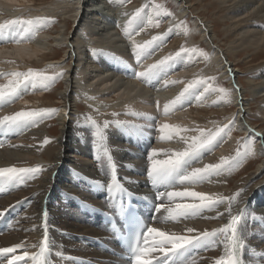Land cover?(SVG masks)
Wrapping results in <instances>:
<instances>
[{
    "label": "bare ground",
    "instance_id": "bare-ground-1",
    "mask_svg": "<svg viewBox=\"0 0 264 264\" xmlns=\"http://www.w3.org/2000/svg\"><path fill=\"white\" fill-rule=\"evenodd\" d=\"M36 1L38 0H0V17L3 20H35L37 18L45 20L44 23L35 26L28 33L36 41H40L32 46L28 44L29 40L25 43L19 40L21 26H16L15 35L8 30H6L8 31L7 35H0V37L9 40L6 43H13L10 49H4V47L0 49V78L5 80L8 75L19 68H24L25 71L28 68V71L41 67L48 61L50 64L56 62L59 53L52 51L51 48L55 46L59 50L63 47L64 59L60 63L57 62L59 64L56 65V68L62 66L67 68L64 79L65 89L58 94L59 99H55L62 103V110L66 112H64L65 115L60 114L61 116L57 118L59 128L56 134H53L51 128L43 125L45 120L56 116L54 112L44 119H37L35 123L26 128L9 129L6 124L0 125V168L38 167L40 169L35 176H18L13 180L0 177V213H3L0 215V248L20 245L14 255L29 253L26 261L18 262V264H33L32 258L40 256L42 243H45L42 256L44 264H55L53 262L55 258L59 264H126L115 256L117 248L112 235L107 232L109 224L106 220L107 215L117 212V208L124 203L126 197L137 207L147 223V228L154 227L169 235L197 236L231 225L234 219L238 218L237 227L242 236L241 220L246 215L248 220V212L252 207L261 214V219L264 217V177L245 194H241L237 187L229 190L232 183L225 182L230 174H235L233 173L235 169L230 170V173L206 176L204 180L200 181L203 183L202 185L198 184L200 182L185 181L181 183L177 179L186 166L185 171L190 172L193 168H203L210 162L226 156L237 141L234 132L245 135L243 139L245 151L242 149L244 152L240 154L241 150L235 156L239 163L252 151L262 157V162L242 181V185L257 178L264 171V134L253 128L249 122L247 112L250 111V108L246 109L247 106L244 104L246 100L243 99L244 97L242 98L243 91L236 82L239 70L233 67L231 61V58L237 57L241 51L246 54L250 53L252 56L254 54L256 58L264 57L263 0H177L179 4H182V9L178 10L181 14L190 13L189 11L194 12L195 17L191 16L194 29V31L192 29V33L201 35V40L210 51L209 67L212 73L214 70H219L228 87L224 89L226 93L216 87H208L207 95L202 89L189 90L175 105L172 102L185 89L180 87V84L185 87L189 85L193 87V84L188 81L191 77L197 74V79L204 81L208 73L202 74V71L199 73V70L184 69L180 60L168 62L167 67L153 79L163 86L162 96L154 94L150 86L142 82L143 79L135 77L136 72L146 71L150 65L157 64L158 52L163 50L164 33L151 35L153 32L148 34L150 32L148 28L151 23L155 21L161 23L165 18L158 9L152 7L149 0H137L142 3L140 7L143 6V18L140 15L137 21L135 18L133 19L132 15L137 12L136 6L130 5L122 15L125 18H122L125 20L121 21L122 23H119V19L115 17L124 11L121 12L118 9V14L109 19L104 13H99L96 6L118 1L119 4L115 3V5L124 7L132 0H54L46 5L36 4ZM204 6L208 7V10L204 11L205 15L209 9L219 13L215 14L219 20L214 19V25L203 20L204 15L199 11ZM4 15L7 17L4 18ZM56 17L61 19L60 30L56 31L55 36H51L48 33L50 19L54 18L56 21ZM126 20H131L132 23L129 25V21L127 23ZM0 23L6 24L7 22L0 21ZM71 23L76 27L80 26V28L73 35L74 40L67 42L68 25ZM226 23L229 24L225 37L228 51L215 44L217 40L213 35L215 27ZM126 26H128L127 32L125 31ZM137 31L143 32V35L137 34ZM153 37L162 39L156 40L146 48L144 54L137 60L134 46L139 48L152 41ZM223 46H225L224 43ZM185 54L191 57L197 56L194 53L185 52ZM115 56H122L127 60L130 72L115 61ZM201 58L199 56V59ZM66 60L72 61L73 64L68 65ZM262 62L260 65L263 66L264 60ZM249 63L247 62V64ZM104 65L108 66L110 71ZM258 68H260L259 65L257 68L248 67L249 70ZM91 69L94 71H89ZM260 74L264 78V66L260 68ZM170 81L176 82L169 85ZM185 81L187 85L184 84ZM130 84L132 87L124 89L125 86H131ZM261 86L264 87V83L256 87L260 89ZM52 87V83L47 87H42L39 84L33 86L31 83L21 84L15 97L0 101V119L20 111L53 109L55 104H52L51 101L45 102L49 104V107L43 106L45 105L44 99L51 100L53 98L47 96ZM250 87V89H257L254 86ZM172 89L176 90V93H171ZM229 91L233 92L230 99L228 98ZM255 91L252 94L253 98L260 94V97L264 98V89L256 91L257 93ZM167 94L170 95V98L164 99L167 98L164 97ZM33 95L36 97L31 100ZM20 98L24 102L35 101L36 103L33 102L34 105L32 104L31 107L23 106L24 109L21 110L18 109L20 105L14 109L13 104ZM82 102L85 107L87 105L86 112H82L84 110L80 105ZM229 104H234L235 113L226 116L223 121L219 120L218 123L212 122L214 121L212 117L204 118L205 116L202 114L206 113L196 111L195 117H193V110H191L189 112L191 116L187 118L188 111H182L185 106H192L208 112L206 110L228 108ZM165 105L169 106L167 112ZM54 110L57 111V109ZM149 110L154 114L153 118L147 114ZM111 112H117L118 119L128 120L126 123L132 125H114ZM257 112L264 117V105H261ZM78 113H82L81 117H77ZM98 113H102L99 118L97 117ZM89 120L90 134L94 145L97 147L95 137L97 127L104 129L103 145L108 147L113 155L120 156L117 164L123 169L128 170L124 162V158L127 156L123 155H132L147 160L146 164L136 168V178L131 176V180H127L126 176L124 181H120L119 176L116 175V182H121L122 186L119 192H101L98 196L86 193L93 191L97 183L107 186L112 182L113 174L98 173L93 178H89L88 174L92 173L93 169L87 163V152L83 146L88 139L86 123ZM185 121L215 129L224 128L227 122H230L231 126L220 134V143L213 144L211 150L205 149L206 154L202 163L187 162L182 170L178 169L173 172L166 181L152 184L147 176L150 164L149 154L153 153L155 160H164L178 152V147L172 145L169 146V151L166 150L168 143L164 137L169 130L161 131V129L165 124L169 125V129H173ZM106 122L109 126L105 129ZM109 127H112V132L107 130ZM118 135L126 142H141L144 145L138 147L127 145ZM162 139L164 140L162 141ZM45 140L48 142L45 143ZM169 140L173 143L171 138ZM163 144L164 146H162ZM68 149L71 150L69 155H73L78 160L69 161L67 165L61 164L60 155L67 156ZM212 150H216L217 153L212 154ZM108 162L110 163L109 159ZM111 164H113L112 158ZM249 165L251 164L249 163ZM217 182L223 187H215ZM73 188L77 191H73ZM80 189L85 192L79 191ZM196 190L213 199L226 197L227 202L223 209L215 208L213 204L211 206L212 213L203 214L200 211L195 216L173 218L167 211L168 208H174L177 203H198L199 200L191 197H173L169 200L167 192ZM211 190H213L212 193ZM161 192L165 195L157 199ZM58 204L65 208L62 214L58 213ZM145 204H148L149 207ZM157 205L165 207L157 212ZM188 229L193 231L188 232ZM230 235V229L225 235L218 233L210 240L206 248L200 244L190 245L171 257H164L158 250H155L150 252L147 258L152 263H156L158 259V264H215V261L221 256L226 257ZM253 238L257 240L251 245L249 254L242 253L244 262L249 260L251 264L258 258L257 251L253 250L256 243L264 254V226L254 233ZM56 241L59 243L58 253L53 249ZM152 243L153 237L144 235L143 248H150ZM214 249L215 254H210ZM11 258L12 254L0 255V264H8V260Z\"/></svg>",
    "mask_w": 264,
    "mask_h": 264
},
{
    "label": "rangeland",
    "instance_id": "rangeland-1",
    "mask_svg": "<svg viewBox=\"0 0 264 264\" xmlns=\"http://www.w3.org/2000/svg\"><path fill=\"white\" fill-rule=\"evenodd\" d=\"M52 1H54V0H38V1H36V4L46 5ZM149 1L151 2L152 7H154V9H156V10L158 9V11L161 14H163V17L165 18L164 21L161 23H158L157 21L151 23L150 27L148 28V31H150V32H148V34H151L153 32L151 35H153V34L156 35V34L162 32L165 35L164 39H163L164 43L162 45L163 50L158 52V62L160 60L164 59L165 57L171 56V57H173V59L171 61L180 60L184 69H192L193 71L199 70V73H200V71H202L201 72L202 74L208 73V76L206 77V79L204 81H202V83H199L200 80L197 79V76H198L197 74H195L193 77H191L188 81L193 84V87L189 88V90L202 89L203 92L205 93V95H207L208 94V91H207L208 87H210V88L216 87L218 90L227 88L228 87L227 82L225 80H223L224 78L221 76L220 71L214 70V72H215V74H214V72L212 73V71L209 67V65H210V63H209L210 51H209L207 45L201 40V38H200L201 35L192 33L194 31V29L192 26V20H191L192 17L191 16L195 17V15L193 14L194 12L189 11L190 13L181 14L179 11L182 9V6H181L182 4H179V2L177 0H149ZM115 3L119 4L118 1L107 2L105 4H98L96 6V9L99 13H104L106 15V17H108L109 19H112L115 14H118L117 13L118 9L121 10V12L124 11V12L116 15V17H115L116 19H119V23H120L121 21H123V22L125 21V20H123L125 18L122 17V15L128 10V7L130 5H132V6H136V11L140 10L139 16H135L136 21L138 20L137 18L140 17V15H142V18H143V15H144V13L142 12L143 6L140 7L142 5V3H139L137 0H132L130 4H126V6H124V7H121L119 5L120 8L117 5H115ZM157 5L159 7H157ZM106 7H108V9H106ZM207 8L208 7L204 6L199 12L204 15V16L202 15L204 21L208 22L210 25H214L215 20H219V18H217V16H216L219 13H215L212 11V9H209V12H207L208 14L206 13V15H205L204 11L208 10ZM124 9H126V10H124ZM108 10H110V11H108ZM135 14L136 13H134L132 15V17H134ZM105 15H103V16L105 17ZM6 17H7V15H4V18H6ZM120 19H122V20H120ZM50 20H51V24L49 26L50 28L48 30V33L51 36H55L56 31L60 30L59 24L61 23V19H60V17H56V19H55L56 21H54V18L50 19ZM0 21L1 22H5V21L8 22V21H10V19L3 20V18L0 17ZM128 21L129 20H126L127 23H128ZM126 22H125V25L127 24ZM117 23H118V21H117ZM123 25H124V23H123ZM228 25H229L228 23H226L225 25L221 24L218 27H215L214 32H213V35L217 40V41H215V44L222 47L223 49H226L227 51H228V43L225 42V37H226V28H228ZM102 26H104V25L102 24ZM68 27H69V30L67 31V34H68L67 42L69 40L70 41L74 40L73 35L77 32V30L80 28V26L76 27V26H74V24L71 23L68 25ZM192 29H193V31H192ZM119 30H121V29H119ZM137 34L143 35V32L137 31ZM19 40H22L23 43H25V42H27V40H29L28 42H30V43H28V44L30 46H32L35 43L40 42V41L39 42L36 41L35 38H32L28 33L24 36H21L19 34ZM6 41H9V40L5 39L4 37H0V49H2V47H4V49H10V47H12L13 43L12 42L6 43ZM223 43L225 46H223ZM52 45H54V43ZM51 50L55 51L57 54L59 53L57 55V59H56L58 61L52 62L51 64H50V61H48V62L44 63L41 67H37L36 69H32V70H35L37 72H41L45 75H55L56 73H60V72L63 73L62 76H58L53 81L54 83L52 82L53 87L51 89V92L47 96L53 97V98L51 100L44 99L45 105H43V106L47 105V107H49L48 106L49 104H46V103L51 101L52 104H55L54 105L55 107L53 109H57V111L59 110L58 112L55 110L56 112L54 111V114L56 116H52L50 119L48 118L47 120L44 121V124H43V125H45V127L48 126L49 128H51L50 130L53 132V134H56V132L58 133V128H59V123L57 121V118H59V116H61L60 114L65 115L64 112H66V111L62 110L63 109L61 107L62 103L56 101V99H59L58 94L60 92L64 91V89H65L64 79H65L67 68L66 67L64 68L63 66L60 68H56V65H58L60 63V61H62L64 59L63 58L64 53L62 51V50H64L63 47H61L58 50V48H55V46H54L51 48ZM183 51L188 52V53H194L195 55L197 54L198 57L197 56L191 57L190 55L185 54V52H183ZM177 53H180V55L177 56L176 55ZM198 53H199V55H198ZM67 54H68V48H67ZM199 56L202 58L199 59ZM261 57L256 58L254 54L252 56V54H250V53L246 54L245 52L241 51V52H239L237 57L231 58V61L233 62V67L236 68V70L237 69L239 70L237 73V76H236V80H237L236 82L240 85V89L243 91L242 98L244 97L243 99L246 100V101H244V104H246V106H247L246 109L250 108V111L247 112V117L249 119V122L251 123L253 128L258 130L259 132L261 131L264 134V131H263L264 130V117L259 115V112H257L259 107L261 105H264V98L260 97L261 94L259 96H256L255 97L256 99L253 98V95H252L254 90H256L258 92L259 90L261 91L264 89V87H262V86L260 87V89H259V87L258 88L256 87L259 84L264 83V80H263L264 78L260 74V68L264 66V65L262 66L260 64L263 63L262 61L264 60L263 59L264 57H262V58ZM115 61L118 64L125 67L126 70H128V72H130L129 63L127 62V60L124 57L115 56ZM171 61H169V62H171ZM57 62H59V63H57ZM66 62L69 63L68 65L73 64V63H71L72 61L66 60ZM197 62H199L198 65H196ZM247 62H250V63L247 64ZM258 62H260V63H258ZM255 64H256V66H255ZM258 65L260 68H258L256 70H249L248 69L249 66L257 68ZM104 67H106V69L108 71H110L108 66L104 65ZM27 69L28 68H26V71H25L24 68H19V70L16 69L15 71H13V73L14 72H24V71H25L24 73H26V72H28ZM89 71H94V70L91 69ZM10 79H14V77L12 76V73L10 75H8L5 80L0 78V88H3L4 86H6ZM123 82H126V81H123ZM142 82L147 83L150 86L151 90L154 91V94H156L158 96L163 95L162 94L163 93V91H162L163 86H161L160 83H157L153 80H148V81L142 80ZM175 82L176 81H170L168 84L172 85ZM184 84L187 85V82L185 81ZM130 85L131 86H125L124 89H128L129 87H132V84H130ZM156 85H157V87H156ZM250 86H254L258 90L257 89H250V88H252ZM180 87L187 88L185 86H182L181 84H180ZM229 92H230V94L228 95L229 96L228 98L230 99L231 98L230 96L233 95V92H231V91H229ZM171 93H176V90L172 89ZM35 97L36 96L33 95L31 100H33ZM164 97H167L164 99H168V98H170V95L167 94V95H164ZM18 100L13 104L14 109H17L18 105H20V107L18 109L21 110V109H24V108H22L23 106L24 107H28V106L31 107L34 105L33 102L36 103L35 101L24 102L22 100V98H20V100H19L20 103H19ZM24 103H26V105H24ZM82 103L80 104L82 107V110L84 109L82 112H86L87 111L86 110L87 105L85 107L84 102H82ZM234 109H235L234 104L233 105L229 104L228 108H225V109L214 108V109L206 110L208 112H205V110L196 109L192 106H185L182 109V111H188L187 118L191 116L189 114V112L191 110H193V113H192L193 117H195L196 111L203 112V113H206L205 115L202 114L203 116H205L204 118H211L212 117V118H214V121H212V122L218 123L220 121H223V119H225L226 116H229L230 114L233 115L236 111ZM74 112H76L75 109H74ZM222 113H224V114H222ZM81 114L82 113H78L77 117H81ZM110 114L112 115V120L114 122V125H118L116 123L117 121H122V122L128 121L125 119H118L117 118V112H111ZM147 114L151 118L154 117V114H152V112L150 110L147 112ZM101 115H102V113H98L97 117L99 118V117H101ZM89 124H90V120L86 123L88 139L83 144V146L85 147L86 152H87V154H86L87 163L93 169V172L88 174L89 178H93L98 173H100L102 175L112 174L113 173V167L115 169V175L119 176L120 181H124V177H126V176H127V180H131L130 179L131 176H134L136 178V174H135L136 168L143 165V164H146L147 160L139 159V158L133 156L132 162L128 165V170L123 169L122 166H119L117 164V160L120 158V156L113 155L112 151L108 147H106L105 145H103V148H100L99 150L97 149V147L94 145L93 140L91 139V134H90L91 126ZM226 125H227V128L229 129V127L231 126V123L227 122ZM107 130L109 132H112V127L111 128L109 127V129H107ZM172 130H174V131H172L170 135L167 134L164 137V139L168 143L166 150L169 151V146L172 145V146L178 147V152L184 151L188 147V145L192 142V138L193 137H200L201 132L208 133L210 131L211 132L216 131V129L213 127H209V126H206L203 124H196V123L190 124V123H187V121H185L183 124H181L179 126H176ZM234 135H235V138L238 142L236 141L233 149L230 150L226 156L218 158V159L210 162L209 164H219L221 162V160H223V159H228V160H232V158L236 159L235 156L238 152L240 153V151L242 149L245 151V148L243 146V143H244L243 139L245 138L244 137L245 135L243 133L238 134L237 132H234ZM118 137L125 144L134 146L133 142L132 143L126 142L119 135H118ZM169 138H171L173 140V143L169 140ZM164 139H162V141ZM220 139H221L220 137H217L216 141H214L213 144L220 143ZM162 146H164V144ZM104 149L107 150V155L102 154ZM243 150L240 154H242L244 152ZM203 151L205 152V150H203ZM212 151H213L212 154L217 153L216 150H212ZM70 152H71V150L68 149L67 156H64L62 154L60 155V163L61 164L67 165L69 163V161L78 160L73 155H69ZM205 154H206V152L204 154L200 153L198 158H193L192 160H190L188 162L194 163V164L202 163ZM249 155L246 156V158L243 159L236 167L235 166L234 167L225 166L223 171L221 172V174L222 173H228V172L230 173V170L235 169L233 172L235 174L234 175L230 174L229 177L225 181L226 183L227 182H230V184L232 183L231 185L228 183V186L230 185L229 190H233L235 187H237L241 194H245V193L249 192L250 188L252 189L253 186H255L260 180L263 179L264 171H262L261 174L257 178L251 180L250 182H248L246 184H243L244 186L242 185V181H244L249 174H251L253 171H255L257 165H259L262 162V157L260 155H258L256 152L252 151L251 154H249ZM123 156H132V155H123ZM109 157H111L113 159V164H111L113 167H110V163L108 162ZM163 159H164V156H163ZM249 163L251 165H249ZM183 168H184V165L181 166L180 170H182ZM213 175H215V174H213ZM117 183L120 184L121 182H117ZM198 184L202 185L203 183L200 182ZM107 186H104L100 183H97L94 186L93 191H89L86 193L92 194L94 196H98L101 192L110 193L107 189ZM215 187H223V186H222V184H219L217 182ZM241 187H243V188H241ZM73 191H77V190L75 188H73ZM79 191H83V190L80 189ZM83 192H85V191H83ZM195 192H199V191L196 190ZM212 192H213V190H211V193ZM199 193H201V192H199ZM215 199L222 200L221 203L214 204L215 208H222L223 209L225 203L227 202V198L226 197H217ZM198 203H200V201ZM64 211H65V208L62 207L60 204H58V213L62 214ZM200 211L203 214H208V213L213 212L211 207L201 209ZM248 214H249L248 220H247V215H246L245 218L243 220H241V223H240L241 230H242V236L246 242L245 243V249L243 250V254H249V252L251 251V245L253 244V242H255L257 240L255 238H253L254 233L256 231H259L262 228V226H264V217L261 219V217H260L261 214L258 213L256 208L252 207V209L248 212ZM225 234L226 233H222V235H225ZM254 246L255 247L253 250L257 251L258 258L256 259V261L253 264H264V254L259 250L260 247L258 246L257 243ZM53 249L55 252H57V253L59 252V243L57 241L54 243ZM212 253L215 254V249L212 250L210 254H212ZM190 261H193V260H190ZM53 262L55 264H59L56 258L53 260ZM245 264H251V262L249 260H247L245 262Z\"/></svg>",
    "mask_w": 264,
    "mask_h": 264
},
{
    "label": "snow or ice",
    "instance_id": "snow-or-ice-1",
    "mask_svg": "<svg viewBox=\"0 0 264 264\" xmlns=\"http://www.w3.org/2000/svg\"><path fill=\"white\" fill-rule=\"evenodd\" d=\"M157 7H159L157 5ZM137 10L135 16L139 15ZM135 16L133 18H135ZM44 18H37L35 20H10L6 24L0 23V35H7L8 31H12V34L15 35L14 29L16 26H21L22 31L20 32L21 36L26 35L31 32L35 26L44 23ZM132 21H129V25ZM8 30V31H6ZM125 31H128V26L125 27ZM162 39L161 37H153L152 41L147 42L145 45L140 46L139 48L134 46V52L137 60L141 58L144 54V50L148 48L156 40ZM177 56L180 53L176 54ZM173 57H165L160 60L157 64L150 65L146 71L136 72L134 75L138 79L143 80H153L158 75L159 72L164 70L167 67L168 62L171 61ZM63 73H56L55 75H45L41 72L34 71L29 69L28 72H14L12 76L14 79H10L8 84L3 88H0V101L11 99L15 97L18 93V89L21 84L31 83L33 86L39 84L42 87L49 86L58 76H62ZM199 83H202L200 81ZM192 85H189L184 89L179 96L176 97V100L172 102L175 105L177 102H180L184 96V93L188 92L189 88ZM221 92L226 93V90L220 89ZM169 110V106L165 105V111ZM55 110L54 109H42L40 111H20L12 116H5L3 119H0V125H7L9 129H20L26 128L30 124L36 122L37 119H44L45 117L51 115ZM118 125H132L130 123L117 121ZM108 123L106 122L104 128H108ZM227 125L224 128H217L215 132L204 133L201 132L200 137H193L192 142L184 151L173 153L171 157L164 160H155L153 159V153H150L148 159L150 161L147 176L150 179L152 184H157L159 182L166 181L168 177L180 169L182 165H186V162L192 160L193 158H198L199 154L205 150L211 148L214 141L221 133L225 131ZM168 129V134L170 135L172 129H169V125L165 124L161 131ZM97 149L103 148V142L105 140L104 129L97 127L95 132ZM48 141L45 140V143ZM103 155H107V150L104 149ZM110 167L111 157H109ZM239 163V160L232 158V160L223 159L219 164H209L205 165L203 168H193L190 172H186L187 166L183 169L182 174L177 178L179 182L183 183L185 181L191 183H197L205 179L206 176L210 175H220L225 166L234 167ZM40 169L36 168H0V177H7L9 180H13L18 176H35L38 174ZM107 189L110 193L119 192L122 189V186L116 182L115 169L113 167L112 182L108 184ZM125 190V189H124ZM126 191V190H125ZM165 193H159L157 199ZM167 197L171 200L173 197H191L196 200H199L200 203H177L174 208H168L167 211L170 215L175 217H188L197 215L201 209L211 207L213 204L221 203L220 199H213L212 197L206 196L203 193L195 191H169L167 192ZM165 207L164 205H157L156 211L159 212L161 208ZM3 215V213H0ZM239 219H234L231 225H226L220 229L214 230L212 232H204L197 236H181V235H169L163 231H159L154 227H148L147 232L144 235L153 237V243L150 248H140L137 244L134 252L138 253L134 257V264H152V261L149 260L148 254L152 251L158 250L159 253L164 257H171L179 253L182 249L187 248L190 245L200 244L202 247H207L210 240L218 235V233H227L230 229L231 235L228 237V251L225 256H221L218 260L215 261V264H245L242 257L243 250L245 249V240L240 234L239 228ZM46 228V225H45ZM192 229H188V232H192ZM158 238V239H157ZM20 248V245L13 247L0 248V255L3 254H12V258L8 260V264H18V262L26 261V258L29 257V253L25 252L23 255H14L17 249ZM45 248V243L41 244V253L39 257H33V264H44L42 259L43 252ZM158 259L156 260L157 264Z\"/></svg>",
    "mask_w": 264,
    "mask_h": 264
},
{
    "label": "flooded vegetation",
    "instance_id": "flooded-vegetation-1",
    "mask_svg": "<svg viewBox=\"0 0 264 264\" xmlns=\"http://www.w3.org/2000/svg\"><path fill=\"white\" fill-rule=\"evenodd\" d=\"M115 66H117V65H115ZM142 145H144L143 143H141V142H135L134 143V146H142ZM132 158H133V156H127L126 158H124V162H125V165L128 167V165L132 162ZM141 191H143L142 189H141Z\"/></svg>",
    "mask_w": 264,
    "mask_h": 264
}]
</instances>
